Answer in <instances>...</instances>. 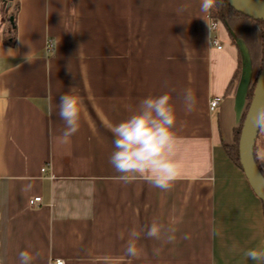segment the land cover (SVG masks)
Wrapping results in <instances>:
<instances>
[{
  "label": "crops",
  "instance_id": "obj_1",
  "mask_svg": "<svg viewBox=\"0 0 264 264\" xmlns=\"http://www.w3.org/2000/svg\"><path fill=\"white\" fill-rule=\"evenodd\" d=\"M200 4L0 1L3 264H19L25 248L39 253L34 264H264L245 255L264 248V205L224 151L247 107L244 91L225 96L238 53L221 23L210 30ZM13 21L15 42L7 46L2 39ZM74 87L84 101L80 128L63 143L58 102ZM186 88L197 101L191 113L184 110ZM164 93L176 108L181 178L168 191L143 180L119 182L109 163V123ZM255 146L264 171V137L258 134ZM34 197L41 204L32 207ZM154 219L165 226L160 240L143 235ZM133 227L142 233L139 259L125 254ZM169 227L174 243L165 242Z\"/></svg>",
  "mask_w": 264,
  "mask_h": 264
},
{
  "label": "clouds",
  "instance_id": "obj_2",
  "mask_svg": "<svg viewBox=\"0 0 264 264\" xmlns=\"http://www.w3.org/2000/svg\"><path fill=\"white\" fill-rule=\"evenodd\" d=\"M222 3L223 0H201V12L210 14ZM187 7L181 6L180 11L186 10ZM203 19L208 23L207 16ZM196 103L193 90L184 89V110L191 113L195 110ZM83 106V98L76 92L75 87L60 95L57 115L65 125L60 138L63 143H69L70 138L78 132ZM176 125V108L169 93L148 96L131 110L126 119L119 123H109L108 129L113 137L114 148L109 163L118 173L116 179L124 184L143 180L163 191L170 190L174 182L181 178V169L184 167L177 159ZM164 232L165 226L154 219L146 226L143 235L148 239L160 240ZM175 233L176 229L169 227L165 242L174 243ZM141 235V231L135 227L129 230L125 244V254L128 257L140 258L143 249L138 247V241ZM119 237L123 240L124 233H120ZM184 238L189 237L185 235ZM159 252V249H153L154 255H159ZM245 255L253 261H264V248L249 249ZM38 256V252L33 253L25 248L18 253L19 264H34ZM0 264H3V261H0Z\"/></svg>",
  "mask_w": 264,
  "mask_h": 264
},
{
  "label": "trees",
  "instance_id": "obj_3",
  "mask_svg": "<svg viewBox=\"0 0 264 264\" xmlns=\"http://www.w3.org/2000/svg\"><path fill=\"white\" fill-rule=\"evenodd\" d=\"M2 1V0H0ZM263 1L264 0H258ZM209 18L213 22L221 23L228 33L230 43L237 49L238 60L237 67L233 76L226 88L225 96L235 95L239 84L244 77V59L240 47L236 44L237 40L242 41L248 51L250 63L252 66V73H258L264 68V21H257L241 15L234 11L226 3H222L218 8H215L209 14ZM13 29L9 32L7 37H3L2 43L4 45H13L15 42V22L13 21ZM258 78V77H257ZM257 78L249 79L246 92L247 107L242 117L241 123L237 129L234 130V142L231 146H224V151L229 160L237 166L240 170L238 142L242 123L251 101ZM254 161L264 178V172L260 166L257 158L256 146L254 148Z\"/></svg>",
  "mask_w": 264,
  "mask_h": 264
},
{
  "label": "water",
  "instance_id": "obj_4",
  "mask_svg": "<svg viewBox=\"0 0 264 264\" xmlns=\"http://www.w3.org/2000/svg\"><path fill=\"white\" fill-rule=\"evenodd\" d=\"M229 7L241 15L257 21H264V2L258 0H223ZM241 80L237 92L241 87ZM247 85L245 94L247 92ZM264 117V68L261 70L251 101L242 123L238 154L241 170L256 197L264 205V178L255 161L254 148Z\"/></svg>",
  "mask_w": 264,
  "mask_h": 264
},
{
  "label": "rangeland",
  "instance_id": "obj_5",
  "mask_svg": "<svg viewBox=\"0 0 264 264\" xmlns=\"http://www.w3.org/2000/svg\"><path fill=\"white\" fill-rule=\"evenodd\" d=\"M236 44L238 45V47H240L242 55H243V59H244V70H243L244 77L242 78L243 81H242L241 87L239 89V93L241 94L242 91H245L246 83L249 82V79L250 80L254 79V77L257 78L258 77V73H256V72L252 73V66H251V63H250V58H249V55H248V51H247L246 47L244 46V44L242 43V41H238L237 40ZM259 136H260V140H261V138L264 137V122L262 124L261 129H260ZM258 161H259V163L261 165L260 159H258Z\"/></svg>",
  "mask_w": 264,
  "mask_h": 264
},
{
  "label": "built area",
  "instance_id": "obj_6",
  "mask_svg": "<svg viewBox=\"0 0 264 264\" xmlns=\"http://www.w3.org/2000/svg\"><path fill=\"white\" fill-rule=\"evenodd\" d=\"M216 25H217V22H213V21H211V22H210V30H212V31L215 30V29H216ZM211 43H212V45H214V46L217 47L218 49L221 48L220 46H218V44H217V42H216L215 40H212ZM50 47H51V44L48 43V48H50ZM218 103H219V99H218V98H215V99L211 100V101L209 102V110H210V111H214V110L216 109V107L218 106ZM41 172L44 173V172H45V168H42V169H41ZM28 204H29L30 206H32V207H34V206H38V205L41 204V199H40V197H34V198H32V199L29 200ZM55 264H63V261H61V260H56V261H55Z\"/></svg>",
  "mask_w": 264,
  "mask_h": 264
}]
</instances>
